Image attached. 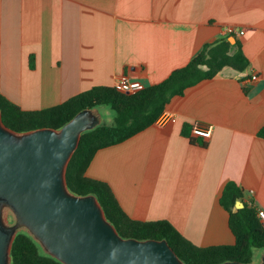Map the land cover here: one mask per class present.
<instances>
[{
	"label": "crops",
	"instance_id": "crops-1",
	"mask_svg": "<svg viewBox=\"0 0 264 264\" xmlns=\"http://www.w3.org/2000/svg\"><path fill=\"white\" fill-rule=\"evenodd\" d=\"M222 39L242 44L250 69L174 97L151 127L100 150L87 176L134 220L169 221L199 247L234 245L227 183L264 210V0H0V93L38 111L123 77L152 86ZM196 125L211 139L193 137Z\"/></svg>",
	"mask_w": 264,
	"mask_h": 264
},
{
	"label": "trees",
	"instance_id": "trees-1",
	"mask_svg": "<svg viewBox=\"0 0 264 264\" xmlns=\"http://www.w3.org/2000/svg\"><path fill=\"white\" fill-rule=\"evenodd\" d=\"M226 67L241 73L250 69L251 62L243 53L240 42L232 44L229 40L222 39L206 44L188 65L172 72L165 81L147 86L136 93L122 92L115 87H94L61 105L38 111H25L0 93V110L8 128L28 132L42 128L59 130L83 110L110 107L115 113V123L112 126L103 124L82 134L79 148L68 167L70 191L78 196H96L108 221L124 239L166 240L184 264H252V247L264 251V224L258 216L259 210L253 206L245 205L237 213L234 212L236 203L243 198V190L235 182H229L225 186L221 205L229 213V225L236 243L199 247L184 237L169 221L143 222L132 219L123 210L107 183L87 176V171L100 150L124 143L145 131L161 118L174 97L183 96L187 89L213 79ZM188 127H184L185 134ZM259 137L264 138V126L259 131ZM191 141L195 142L193 139ZM12 263L63 264L46 254L27 232H20L16 237Z\"/></svg>",
	"mask_w": 264,
	"mask_h": 264
},
{
	"label": "water",
	"instance_id": "water-1",
	"mask_svg": "<svg viewBox=\"0 0 264 264\" xmlns=\"http://www.w3.org/2000/svg\"><path fill=\"white\" fill-rule=\"evenodd\" d=\"M101 118L87 109L59 130L17 132L0 110V264H13L22 231L63 264H184L166 240L124 239L96 196L70 191V162L82 134L100 126ZM243 208L240 199L234 212Z\"/></svg>",
	"mask_w": 264,
	"mask_h": 264
},
{
	"label": "built area",
	"instance_id": "built-area-1",
	"mask_svg": "<svg viewBox=\"0 0 264 264\" xmlns=\"http://www.w3.org/2000/svg\"><path fill=\"white\" fill-rule=\"evenodd\" d=\"M226 33L229 35H234L236 34V30L233 28H228ZM243 34L244 32H241V35ZM114 87L118 89L119 91L126 92V93H136L146 88V86L142 82L131 80L128 77H123L122 79H120L115 84ZM212 132H213L212 127L203 128L201 126L196 125L194 126L192 130V136L196 138H202L205 140H209L212 137ZM258 216L260 220L262 221V223L264 224V210L263 209H259Z\"/></svg>",
	"mask_w": 264,
	"mask_h": 264
},
{
	"label": "rangeland",
	"instance_id": "rangeland-1",
	"mask_svg": "<svg viewBox=\"0 0 264 264\" xmlns=\"http://www.w3.org/2000/svg\"><path fill=\"white\" fill-rule=\"evenodd\" d=\"M96 110H98L102 114V118H101L102 119V122L100 123V125H103V124H108L109 125V121H112L113 124L115 123V113L110 109V107L104 106V107L98 108ZM22 232H27V231H22ZM27 233L30 234L29 232H27ZM42 249H43V251L46 254H48V252L43 247H42ZM263 261H264V251L263 250H260L258 264H262Z\"/></svg>",
	"mask_w": 264,
	"mask_h": 264
},
{
	"label": "clouds",
	"instance_id": "clouds-1",
	"mask_svg": "<svg viewBox=\"0 0 264 264\" xmlns=\"http://www.w3.org/2000/svg\"><path fill=\"white\" fill-rule=\"evenodd\" d=\"M113 122L109 121V126H112ZM252 253L254 254L252 256V264H258L259 261V254H260V249L257 247L253 246L251 249Z\"/></svg>",
	"mask_w": 264,
	"mask_h": 264
}]
</instances>
